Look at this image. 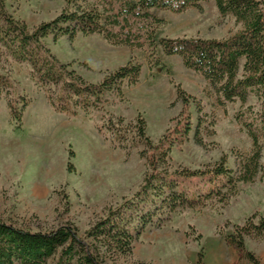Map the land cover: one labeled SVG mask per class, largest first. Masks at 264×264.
<instances>
[{"label":"rangeland","instance_id":"1","mask_svg":"<svg viewBox=\"0 0 264 264\" xmlns=\"http://www.w3.org/2000/svg\"><path fill=\"white\" fill-rule=\"evenodd\" d=\"M114 3L117 14L120 3ZM6 5L32 31L59 16L66 0H6ZM151 13L164 21L153 46L139 27L135 37L142 47L113 45L101 34L44 41L89 83L98 84L129 63L140 67L121 93H108L98 106L65 95L75 116L57 110L64 107L56 104L59 86L40 84L29 65L8 58L0 47V74L12 83L0 92V219L34 231L71 223L85 236L109 207L140 189L146 173L145 148L130 153L117 148L108 123L123 120V127L135 131L143 119L155 144L164 137L174 144V170H205L226 158L235 182L204 206L178 209L167 221L149 226L132 254L112 264H264V138L259 134L258 154L238 120L248 109L263 111L264 104L254 95L246 103L225 101L200 73L187 69L181 57L167 56L159 44L174 38L225 40L243 25L232 14L222 15L215 0L180 14ZM179 89L187 102L179 99ZM10 103L21 122L13 120ZM70 154L73 173L67 171ZM252 159L261 166L254 177ZM199 187L207 189L196 181L185 188Z\"/></svg>","mask_w":264,"mask_h":264},{"label":"trees","instance_id":"2","mask_svg":"<svg viewBox=\"0 0 264 264\" xmlns=\"http://www.w3.org/2000/svg\"><path fill=\"white\" fill-rule=\"evenodd\" d=\"M66 0V8L55 19L42 23L30 31L8 10L6 0H0V47L3 54L13 61L29 65L40 84L59 86L56 104L63 105L58 111L75 116L65 95L78 97L83 106H98L108 93H121L124 81L137 77L140 67L129 63L107 76L102 82H87L70 64H64L47 48L45 40H71L79 34H101L113 45L142 47L136 40L135 29L155 45V32L164 24L152 15V10L184 13L199 7L205 0H117L119 12L115 13L114 0ZM222 15L232 14L243 29L225 40L202 38L161 39L159 44L167 56H179L184 66L200 73L218 89L225 101H248L256 96L264 104V0H215ZM244 60L240 77L241 61ZM10 79L0 74V92L10 89ZM179 99L187 102L184 92L178 90ZM56 105V106H57ZM14 121L21 122V114L10 103ZM259 151L260 135L264 138V110L248 109L238 117ZM109 121L108 129L114 135L117 148L130 153L143 146L142 159L146 173L140 189L120 204L109 207L105 215L96 220L81 236L79 229L67 223L42 231L31 230L13 222L0 219V264H112L119 257L132 254L137 238L155 222L167 221L178 209H195L204 206L222 189L235 182L233 171L226 158L205 170L186 168L174 170L172 151L174 144L164 137L155 144L146 133V122L138 119L136 130ZM187 134L191 127L187 128ZM69 155L67 171L73 173ZM254 177L261 169L257 160L249 163ZM251 179V178H250ZM196 181L206 190H187L186 184ZM246 181V180H245Z\"/></svg>","mask_w":264,"mask_h":264}]
</instances>
